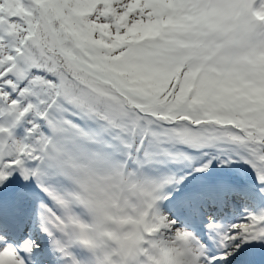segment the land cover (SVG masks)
I'll list each match as a JSON object with an SVG mask.
<instances>
[{"label": "snow or ice", "instance_id": "1", "mask_svg": "<svg viewBox=\"0 0 264 264\" xmlns=\"http://www.w3.org/2000/svg\"><path fill=\"white\" fill-rule=\"evenodd\" d=\"M70 262L264 264V0H0V264Z\"/></svg>", "mask_w": 264, "mask_h": 264}, {"label": "clouds", "instance_id": "2", "mask_svg": "<svg viewBox=\"0 0 264 264\" xmlns=\"http://www.w3.org/2000/svg\"><path fill=\"white\" fill-rule=\"evenodd\" d=\"M56 243L55 240H53L50 244V247L51 246H54ZM63 247H67V245H63ZM81 247H83L86 251L90 252L92 251V248H91V245L89 243H85V242H81ZM55 251L59 252L60 251V248L59 247H56L55 248ZM63 255H68V256H71V253H62V256ZM70 264H72V262H70Z\"/></svg>", "mask_w": 264, "mask_h": 264}]
</instances>
